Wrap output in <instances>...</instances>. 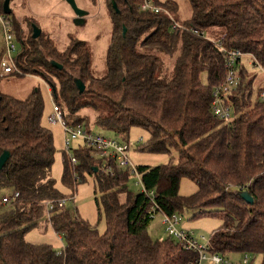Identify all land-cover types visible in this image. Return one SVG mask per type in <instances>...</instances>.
<instances>
[{"label": "trees", "instance_id": "obj_1", "mask_svg": "<svg viewBox=\"0 0 264 264\" xmlns=\"http://www.w3.org/2000/svg\"><path fill=\"white\" fill-rule=\"evenodd\" d=\"M141 1L104 0L111 29L101 77L92 75L91 53L84 41L68 35V43L59 49L42 31L33 39L32 29L26 33L11 10V17L5 18L19 44L17 72L0 77V82L39 77L61 106L67 126L108 132L113 137L105 138L127 144L130 131L138 128L148 134L145 142L137 143L138 151L175 150L176 162L171 158L164 165L136 166L161 213L191 210L194 218H217L220 224L209 239L212 253L260 256L264 264V100L259 99L264 85L255 88L242 64L236 94L228 98L234 119L225 124L210 109L212 90L224 79L225 57L216 43L251 55L264 67V0H187L190 18L175 30L169 19L179 15L175 1L154 0L163 10L159 13L142 11ZM191 30L211 38L217 33L218 40ZM166 59L172 60L170 71ZM50 60L62 69L52 67ZM75 80L84 84L83 92ZM43 112L37 89L23 100L0 90V155L9 154L0 170V189L18 195L0 213V264L192 262L193 255L169 236L149 235L153 218L148 196L129 190L126 172L87 145L72 152L74 166L63 158L62 183L74 188L85 175L92 177L95 201L105 217L104 233L55 204L46 224L63 236L64 248L56 251L24 239L27 230L46 218L44 202L65 198L51 177L55 149L52 133L42 125ZM182 178L196 185L193 194H179ZM242 191L249 193L252 204L240 197Z\"/></svg>", "mask_w": 264, "mask_h": 264}, {"label": "rangeland", "instance_id": "obj_2", "mask_svg": "<svg viewBox=\"0 0 264 264\" xmlns=\"http://www.w3.org/2000/svg\"><path fill=\"white\" fill-rule=\"evenodd\" d=\"M74 1L77 8L85 13L79 21L76 20L77 17L75 12L66 0H10L9 6L12 10V15H14L18 21H23V27L26 33L29 32L33 26H36L42 31L43 36H50L59 49H63L68 43V35L84 41L91 53L92 75L94 77H101L106 72L104 59L110 44L111 29L104 0H96L95 5L88 0ZM157 1H175L178 4L179 15H175L174 17L181 16L183 18L182 24L184 20L190 18L191 9L187 0ZM8 16L11 17V14ZM212 35L211 38L209 34L205 33L207 38L217 41V33H213ZM2 50L3 29L0 24V59ZM250 61L249 57L243 56L240 60L239 67L243 64L247 68L249 77L254 78V86L257 88L264 85V67L261 66L259 69L254 68ZM165 64L166 69L170 71L172 60L166 59ZM202 81L203 83H207L205 75L202 77ZM35 89L39 91L44 101L42 125L52 133L53 137L55 154L51 169V177L55 181L57 190L65 196L66 199L69 197L73 198L66 203L65 209L72 215L94 226L100 234L104 233L105 217L101 212L100 203L95 201L96 195L94 194L92 177L85 175V181L82 183L74 181L78 183L73 185L74 188H69L62 183L63 158L66 157L69 162V158L73 157L72 152L84 144L81 140L72 141L70 149L67 150L64 144V134L61 125L48 121V117L52 113L53 100L46 83L41 78L30 75L22 78L2 79L0 82V90L2 93L20 100L25 99ZM92 132L94 134L103 135L104 137H113L110 133L102 132L97 129H93ZM147 135V132L138 128H133L129 133L128 155L135 166L146 165L155 167L167 164L171 158L173 162H176L177 153L173 149L170 154H153L138 151L136 149L137 143L139 141L140 143L145 142ZM135 183V180H129L128 188L132 192L138 193L140 188L136 186ZM195 191L196 185L191 180L187 178L181 179L179 186V194L181 196H189ZM11 195V189H0V213L6 210L9 204H2L1 199L3 197H10ZM193 215L194 211L191 210H183L181 213H178V219L180 221L178 226L184 231H191L200 244L205 245L209 241L213 231L219 226L220 220L208 217L194 218ZM47 218L48 215L46 213V218H42L39 221L38 227L26 231L24 239L32 244L51 245L54 250L60 251L64 248L63 236L60 234L62 240L57 239L56 232L46 224ZM161 220V214H156L148 225V233L153 239H163L168 236L161 224ZM261 261L262 258L260 256H251L249 258V264H261Z\"/></svg>", "mask_w": 264, "mask_h": 264}, {"label": "built area", "instance_id": "obj_3", "mask_svg": "<svg viewBox=\"0 0 264 264\" xmlns=\"http://www.w3.org/2000/svg\"><path fill=\"white\" fill-rule=\"evenodd\" d=\"M140 9L142 11H151L159 13L163 11L159 6L154 4V0H142L140 3ZM171 29L183 28V18L181 16L174 17L170 16ZM0 24L3 29V50L0 59V77L5 78L11 75L13 72H17L15 65L16 54L19 49V44L13 34L11 22L5 18V15L0 12ZM191 33L199 37H204L205 33L202 31L191 30ZM209 39V38H208ZM216 46L225 57L224 61V79L223 82L213 88L212 100L210 103V109L212 114L221 120L225 124H229L234 119L233 110L228 103V98L235 95L237 86L239 84L238 69L240 60L243 56L250 58L252 67L260 68L258 63L253 59L251 55L244 54L238 49L228 50L225 49L221 44L216 43ZM259 99L264 100V91L259 94ZM63 112L61 106L55 102L52 103V113L48 117V121L51 123H58L61 125L64 134V144L67 150L70 149L72 141L81 140L84 145L94 147L98 149L100 157H109L115 164L123 169L126 174L133 180L136 181L139 192L144 193L150 199L152 205L148 210V214L151 218H154L156 214H161L163 225L167 235L173 239L176 243L182 245L183 249L191 253L194 257L193 261L189 264H249V254H238V255H222L218 253H212L210 251V242L208 241L205 245L200 244L198 239L194 236L191 231H184L180 229L178 214L166 215L161 213L160 209L153 201V192L147 191L141 180V176L138 173L136 166L131 162L128 151L129 145L127 143L120 142L114 138H105L101 135L87 132L83 126H67L63 122ZM70 165L74 166L76 160L73 157L69 158ZM17 193L12 195V198L3 197L1 199L2 204H7L11 199L17 198ZM73 198L68 199L62 198L56 202L47 201L44 202L47 215L52 211L56 204L58 208H65L66 203L71 201ZM158 212V213H157ZM57 239L62 240L61 235L57 234Z\"/></svg>", "mask_w": 264, "mask_h": 264}, {"label": "water", "instance_id": "obj_4", "mask_svg": "<svg viewBox=\"0 0 264 264\" xmlns=\"http://www.w3.org/2000/svg\"><path fill=\"white\" fill-rule=\"evenodd\" d=\"M66 2L71 6V8L73 9V11L75 12V15L77 17V21H79V19L85 15V13L81 10H79L75 4L74 0H66ZM10 0H4L2 3V13L4 15H9L11 14V9H10ZM113 8H116L115 4L113 3ZM41 34V30L36 27L33 26L32 27V35L31 37L33 39H37ZM50 64L52 65V67H54L55 69L61 70L62 66L58 63H56L54 60H50ZM75 85L77 87V89L79 90V92H83L84 91V84L79 81V80H75ZM9 157L8 152H3L0 155V170L2 169L4 163L6 162L7 158ZM240 197L248 204H252V197L249 195V193L247 191H242L239 193Z\"/></svg>", "mask_w": 264, "mask_h": 264}, {"label": "crops", "instance_id": "obj_5", "mask_svg": "<svg viewBox=\"0 0 264 264\" xmlns=\"http://www.w3.org/2000/svg\"><path fill=\"white\" fill-rule=\"evenodd\" d=\"M48 87V86H47ZM49 92H50V89L48 88Z\"/></svg>", "mask_w": 264, "mask_h": 264}]
</instances>
